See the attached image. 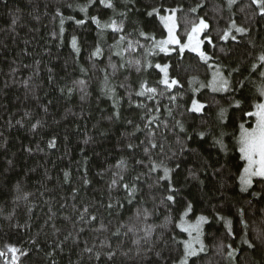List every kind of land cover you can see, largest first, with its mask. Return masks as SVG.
Here are the masks:
<instances>
[{"label":"trees","instance_id":"trees-1","mask_svg":"<svg viewBox=\"0 0 264 264\" xmlns=\"http://www.w3.org/2000/svg\"><path fill=\"white\" fill-rule=\"evenodd\" d=\"M86 2L0 0V250L6 251V245H13L26 252L27 255L20 256L17 264H97L82 249L86 242L89 247L95 245L99 248L100 241L107 238L117 253L111 264H178L183 247L172 244L170 237L175 235L177 240H185L188 235L180 232L174 224H167V218L178 221L187 203L191 202L193 210L185 220L194 222L199 215L208 218V223L202 227V240L208 246V252L201 254L199 259L194 258L190 264H264V244L255 240L254 231L264 230V195L259 198L251 196V191H260L258 184L249 193L239 191L237 177L243 162L239 161L234 139L239 132L241 113L250 109L256 95L255 86L261 83L258 75L249 77V69L253 58L264 51V17L252 15V19H248L249 15L258 11L255 5H251V0H239L231 10L227 8L226 0H205L197 14L190 13L188 9L195 7L200 0H134V3L127 5L124 0H115L118 11H125L126 7L132 9L125 20V31L133 33L145 48H150L152 42L138 37L137 30L154 35L157 40L165 38L167 34L158 17L147 15L153 8L183 9L176 14V33L182 42L187 38L185 18L192 20L197 15L203 16L210 24L209 35L215 44L213 47L206 40L202 44V51L213 57L208 64L220 66L225 76L232 69L239 68L230 77L233 89L238 91L212 93L208 88H201L195 93V98L211 106L205 109L202 116L187 113L183 116L187 133L209 131L210 134L203 141L196 136L188 141L186 134L179 135L181 141H185L187 147L194 151L184 152L176 159L166 161L172 168L177 163L181 165L173 173V182L179 189L177 201L171 205V212L160 207L145 222V225H166L165 228L157 227L151 240L155 241L163 232L165 239L169 240L170 251L164 250L163 243L156 244L153 251H148L150 242L141 241L137 246L132 243L134 237L124 235V230L119 238L111 235L120 223H126L134 216L138 205L135 202L129 205L122 190H113L111 202L120 200L124 208L107 209L106 205L110 202L107 185L115 171L113 166L121 158L128 161L126 180L145 171L135 161L147 160L140 145V141L145 139L146 130L135 132V126L139 124L143 128L145 121L141 117L147 109L137 108L135 104L143 102L147 107H155L158 102L161 120L167 121L171 127L174 121L164 111L165 105H170V102L167 94L152 101L133 96V105L130 106L125 90L117 87L119 119L113 115L116 111L113 102L103 92L105 72L102 69H107L111 76L109 59L114 64L120 62L119 57L111 55L116 49L110 50L109 47L114 43V35L109 30L98 36L96 26L88 20L79 27L74 21H66L64 36H59L56 9L59 8L65 16L84 19L75 6ZM67 4L74 7L67 8ZM242 7L245 12H240ZM88 15H99L102 21H107L113 13L97 5L89 8ZM14 19L15 24L12 23ZM230 19L249 28L248 34L239 38L240 43L221 41L216 34L227 27ZM72 35L78 37L79 54L73 52L70 46ZM98 41L103 47V55L93 62L89 55ZM125 57L143 61L144 50L126 53ZM147 59L153 65L169 64L170 76L179 79L182 87L174 88L173 93L182 94V99L177 100L181 107H173L174 116L180 119L183 106H190L193 98L190 77L207 83L212 79V70L199 60L196 53L185 50L181 56L178 48L169 56L158 53ZM160 76L154 67L139 74L133 68L117 71L110 82L119 85L127 77V82L133 88H138L141 80L155 86ZM245 77L249 79L240 88V81ZM80 80L84 81V85L78 83ZM191 87L198 88L199 83ZM69 88L73 89L71 94ZM233 98L242 101L241 109L228 108ZM220 107L228 108L225 125L217 121ZM33 124H37L34 130ZM220 131L226 133L224 143L228 147L227 156L218 147L212 146L213 137L218 136ZM159 132L158 140L161 136H167L166 151L167 146L171 145L174 151L179 152L177 135L166 132L163 127ZM53 138L56 145L49 148L48 142ZM129 143L138 145L134 152L127 148ZM154 158L160 159L159 156ZM221 165L224 167L221 168ZM216 169L220 171L216 172ZM189 170L195 173L197 179L189 177ZM65 171L69 172L67 182ZM85 177L90 181L87 186L83 184ZM17 185L31 194L27 201L15 199ZM154 192L159 196L163 188L154 189ZM147 193L145 184L141 195L146 200ZM86 206L97 216L96 221L89 225L81 224L77 219ZM145 207L151 212L152 201L148 200ZM241 208L249 225L247 238L256 244L255 249H248L241 243L245 232L238 214ZM218 216L232 221V236L227 234ZM17 224L22 227L17 229ZM101 224L108 231H93ZM81 227L84 228L83 232H79ZM69 233L72 236L65 240ZM138 235L143 236V232ZM227 245L238 249L232 259L227 256ZM218 248H222V251H218ZM160 250H164L166 261L156 257L155 251ZM8 260H11L10 253ZM0 264H6L3 257H0Z\"/></svg>","mask_w":264,"mask_h":264},{"label":"snow or ice","instance_id":"snow-or-ice-1","mask_svg":"<svg viewBox=\"0 0 264 264\" xmlns=\"http://www.w3.org/2000/svg\"><path fill=\"white\" fill-rule=\"evenodd\" d=\"M124 2L127 5V3H134V0H124ZM204 2L205 0H200L199 4L195 7H191L188 11L190 13L197 14L198 10L204 6ZM238 2L239 0H226L227 8L231 10L234 5L238 4ZM97 5L100 9L111 10L113 16L109 17L107 21H102L99 15L89 16V8ZM251 5H255L256 10L258 11L249 15L248 19H252V15L264 17V0H251ZM66 7L72 9L74 6L72 4H67ZM75 8L84 15V19H76L74 16H65L59 8L56 9L55 16L59 18L60 37L64 36V25L66 21H74V23L79 27L83 26L88 20L96 26L98 36H102L106 31L110 30L115 37L114 43L109 47L110 50L116 49V51L111 52V55L119 57L120 62L118 64H114L111 62V58L109 59L108 67L112 69L111 76L107 73V69H102V71L105 72L103 92L105 96L112 100L113 108L116 109L113 115L117 119H119L118 109L120 107V99H117L116 93L117 87L125 90L130 106L133 105V96L152 101L156 100L158 96L163 97L167 94V99L169 100L170 105H165L164 111L166 112L167 117L174 121L171 127H169L167 121L161 120L159 116L161 109L158 106V102L155 107H147V105L143 102L135 104V107L137 108L142 110L147 109L145 114L141 117V119L145 121L143 128H141L139 124L135 126V132L146 130L145 139L140 141V145L143 146V152L145 157H147V160L137 159L135 161V164L145 169V171H140L130 180H126L125 174L128 172V161L124 158L117 161V163L113 166L115 171L112 172L111 181L107 185L110 202L106 205V208L110 210L114 208H124V204L120 200H116L115 203L111 202V193L113 190H122L125 194L124 199L127 203L132 205L135 202L138 206L136 207L134 216L130 217L126 223H120L111 235L119 238L121 231L124 230V235L131 234L134 237L132 243L137 246L140 245L141 241H144L145 243L150 242L151 247L148 251H153L158 243H163L164 250H169V240L165 239L163 232L160 233L155 241L151 240L156 228H165L166 225H145V222L149 219V217L157 212L160 207H164L171 212V205L176 203L177 196L179 195V189L173 182V173H175L181 165L180 163H177L175 168H172L168 166L166 161L176 159L184 152L194 151L193 149H189L187 147V143L185 141H181L179 138L180 134H186L188 141H191L193 136H196L200 141H203L206 136L210 134L209 131H195L194 133H187L183 116L186 113L202 116L205 109L211 106L209 103L201 102L195 98V93L200 91L201 88H208L212 93H230L238 91L239 89H233L230 83V77L232 72H238L239 68L237 67L236 69H232V71L228 73V76H225L220 66L208 64L213 57L201 50V44H203L205 40L209 44H212L213 47H215V44L211 35H209L210 24L203 16L197 15V17L192 20L185 18L186 41L182 42V40L178 38L176 33L178 24L176 14L179 11H183L182 8H153L151 11L147 12L149 17H158L164 28L167 30V37L159 40H157L154 35H150L143 30H137L136 35L138 37L143 38L145 41L150 40L152 42L150 48H145L144 44H141L140 39L134 38L133 33L125 31V20L127 19L128 12L132 10L131 8L126 7L125 11H118L115 0H87L85 4L76 5ZM162 12L167 14L162 15ZM240 12H245V8H240ZM12 23H16L15 19ZM248 32V27L243 24H238L235 19H230L227 27L223 30H218L216 34L221 41H233L240 43L241 41L239 38L246 36ZM202 34L203 39H201ZM170 45H175L181 56L183 55L185 49L196 53L199 60L208 64L209 69L212 70V79L207 83H201L196 77H190L189 85L190 90L193 93V98L191 99L190 106H183L184 111L180 113V119H177L174 116L173 107H181V105L177 104V100L182 99V94L173 93L174 88L182 87L179 79L170 76L169 64L156 63L153 65L151 61L147 59L148 56L158 53H163L165 56H169L172 51L176 50V48L169 47ZM70 46L73 52L76 54L80 53L81 49L76 35H72ZM137 49L144 50L143 61L134 57H125L126 53H135ZM223 50L224 49L222 48L221 51ZM102 55L103 47L98 41L94 50L90 52L89 59L95 62ZM152 67L158 70V73L161 74L160 79L156 81L155 86L149 85L147 80H141L138 88H133V86L127 82V77L119 85H114L110 82L111 77H114L116 72L119 70L134 68L135 72L139 74ZM81 71H84V69H81ZM253 74L258 75L261 83L255 86L256 95L250 104V109L241 113V122L238 125L239 132L238 135L234 136V139L237 146L236 150L239 153V161L243 162V166L240 168L239 175L237 177L239 191L241 193H249L250 190L254 188V185L258 184L260 186V191H251V196L259 198L264 195V51L259 52L252 60L251 67L249 69V77ZM249 77H245L244 80L240 81V88L244 87V84ZM78 83L80 85H84L83 80L78 81ZM196 83H199L198 88L191 87ZM61 91H63V89H61ZM72 91V88L68 89L69 94H71ZM241 107L242 101L235 98L232 99V102L228 106V108L235 109H241ZM228 108L220 107L217 112V121L220 125H225L227 122ZM25 115L28 114L26 113ZM245 117L248 119H244ZM249 121H251L250 126L246 127V124H249ZM17 123L20 122L17 121ZM128 123L131 124L132 121L129 120ZM152 125H155L156 127L153 128ZM36 127L37 124L32 125L33 130L36 129ZM161 127H163L166 132H171L177 135L176 143L179 145V152L174 151L171 145L167 146L166 151L167 136H161L159 140L157 139L160 135L159 129ZM135 132H133L132 135H134ZM225 135L226 133L224 131H220L218 136H214L212 146L218 147L220 152L227 156L228 147L224 143ZM85 143H87V141H85ZM55 145V138L48 142L49 148H54ZM136 147H138V145H134L132 143L127 145V148L133 152ZM157 149L159 150L158 152H156ZM28 150L31 151L30 149ZM154 156H159L160 159H156ZM9 163H11V161H9ZM223 167L224 165H221V168ZM215 171L219 172L220 169H216ZM101 175L103 174L101 173ZM189 177L191 179H197L195 173L191 170H189ZM64 178L67 182L69 179V172H64ZM149 180L152 182L148 183ZM165 182L167 184L166 188H164ZM89 183L90 181L85 177L83 179V184L87 186ZM145 184L148 189L147 200L141 195ZM157 188H163V192L159 196H157L154 192V189ZM16 193L17 195L15 199L17 201H27L31 195L30 193L25 192L20 185H17ZM148 200H151L153 203V210L151 212L145 207ZM157 200L159 201L158 203ZM192 210L193 205L191 202H188L185 210L180 214L178 221L167 218V224H174V227L178 228L180 232L187 233L188 235V239L185 240H177L175 235L170 237L172 244L182 245L183 247V254L179 259L178 264H190L194 258L199 259L201 254H206L208 252V246L202 240V227L204 224L208 223V218L204 215H199L194 223H189L185 220V217H187ZM238 214L241 217L240 223L243 225L245 230L244 236L241 238V243L246 245L248 249H255L256 244L247 238L249 225L244 219V209H239ZM10 218L11 216H9V219ZM77 219L81 224L89 225L91 222L96 221L97 216L92 214L89 207L86 206L79 212ZM217 219L223 221L225 228L227 229V234L232 236V221L222 216H218ZM15 227L20 229L22 226L17 224ZM83 231L84 228L81 227L79 232ZM93 231L103 232L108 231V229L105 225L101 224L99 228L93 229ZM254 231L255 240L264 244V230L254 229ZM140 232H143V236L138 235ZM71 236L72 233H69V235L65 237V240L69 239ZM226 247L229 249L227 252L228 258H234L238 249L232 248L231 245H227ZM6 249V251L0 250V257L5 259L6 264H17L20 256L27 255L26 252L13 245H6ZM164 250L155 251V255L157 258L166 261V257L163 256ZM217 250L222 251V248H218ZM82 252L89 254V259H94L97 264H100L101 261H103L104 264H111L117 255L116 251L113 250L108 243L107 238L100 241L99 248H96L95 245L89 247L86 242ZM9 253L11 254L10 261L8 260ZM137 254L139 255V251ZM49 255H51V253H49ZM123 255H127V253H123Z\"/></svg>","mask_w":264,"mask_h":264},{"label":"rangeland","instance_id":"rangeland-1","mask_svg":"<svg viewBox=\"0 0 264 264\" xmlns=\"http://www.w3.org/2000/svg\"><path fill=\"white\" fill-rule=\"evenodd\" d=\"M166 32H167V30H166ZM166 37H167V34H166ZM165 37V38H166ZM171 46H175V45H170L169 47H171ZM185 50H188V49H185ZM201 50H202V44H201ZM187 218V217H186ZM187 221V220H186ZM187 222H189V221H187ZM195 222V221H194ZM194 222H189V223H194Z\"/></svg>","mask_w":264,"mask_h":264}]
</instances>
